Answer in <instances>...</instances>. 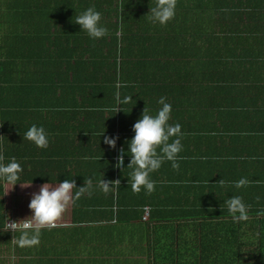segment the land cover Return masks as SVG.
<instances>
[{
	"label": "crops",
	"instance_id": "1",
	"mask_svg": "<svg viewBox=\"0 0 264 264\" xmlns=\"http://www.w3.org/2000/svg\"><path fill=\"white\" fill-rule=\"evenodd\" d=\"M255 1L259 3L254 10H258V16L239 20L240 32L230 36L231 59L226 60L200 43L202 35L195 36L194 29L185 30L182 25L176 28L175 21L164 26L153 24L148 10L155 0H142L141 5L138 0H127L125 20L105 21L112 24L107 26L104 44L100 42L102 67L92 66V39L75 35L78 46L72 47V53H64L66 58L73 56L71 61L77 66L71 69L59 65L54 71L39 74L46 84L47 76L55 72L57 91L54 98H42L40 104L46 106L40 126L55 130L56 139L46 149L40 148L38 174L30 145L22 143L12 126L11 144L15 143V151L20 153L17 160L23 177L30 174L48 180L19 179L12 186L3 182V188L8 185L16 191L24 187L26 206L31 191L64 179L73 180L76 187L90 179L92 195L85 193L74 202L70 200L60 223L40 229L36 246L21 247L17 243L25 230L31 234L30 227L13 230L17 240L12 234L0 235V264H196L204 236L214 233L222 236V242L216 249L218 254L212 251L205 264H242L239 252L248 258L246 250L249 258L245 261L257 264L258 241H263L264 247V214H258L264 213V117L260 113L264 110H254L244 121L240 116H226L224 99L215 100L227 83L241 78L249 84L247 101L256 100L257 104H251L264 108V0H248L247 12L256 6ZM221 2L226 8L228 1ZM22 22L23 17L16 19L17 35L28 29ZM1 33L6 35V30L1 29ZM218 42L225 44L227 57L225 40L220 38ZM257 63L261 67L255 72ZM20 74L16 73L22 82ZM30 78L35 80L34 75ZM160 96L172 105L169 124L179 123L184 134L180 166L173 170L170 162L164 161L150 174L156 190L151 194L133 193L127 140L143 109L155 115ZM126 97H130L127 102ZM19 119L22 129L29 119ZM104 135L117 137L115 147L121 144L125 150L123 167L117 173L115 147L103 142ZM241 177L249 183L237 189L232 182ZM101 179L119 180L120 184L105 194L98 187ZM233 196H240L248 206L246 221L234 222L229 214L226 201ZM26 208L28 217L12 207L9 211L34 225L29 217L31 210ZM91 225L92 260L66 258L64 235L68 229ZM241 233L243 238H238ZM49 241L55 242V250ZM79 246L76 244V251Z\"/></svg>",
	"mask_w": 264,
	"mask_h": 264
},
{
	"label": "trees",
	"instance_id": "2",
	"mask_svg": "<svg viewBox=\"0 0 264 264\" xmlns=\"http://www.w3.org/2000/svg\"><path fill=\"white\" fill-rule=\"evenodd\" d=\"M227 1L225 2L227 7L224 8L221 0H177L176 14L171 21H175L176 28L182 25L186 28L185 30L194 29L195 36L200 37L202 35L200 43H205V46L219 55L220 58L231 59L229 38L233 33L240 32L238 27L239 20H242V17L256 18L258 16V10L257 12H254V10L257 9L259 3L255 1L256 6L250 7V12H247L248 0ZM138 4L141 5L142 0H138ZM92 6L101 12V22L106 28L112 23L108 24L105 21L111 19L125 20L127 0H119L117 2L116 0H0V32L1 29L6 30V35H2V33L0 35V157H2L0 162L7 163L11 158L17 160L20 156V153L15 151L17 149L15 143L11 144L14 140L13 126L21 137L22 143L30 145L29 148L34 153V162L36 164L35 173H39L42 150L40 152V148L23 139V133L32 124L40 126V115L43 108L46 107L45 105L40 106L42 98L47 99V96H53L54 98L57 91L55 72L47 76L50 78H48L46 84L43 81L44 77L39 74L54 71L59 65L71 69L77 66L71 61L73 56L66 58L64 52L72 53V47L78 46L79 41L75 40V35L87 36L79 29V25L74 20L85 9ZM121 9L122 11H120ZM19 17H23L24 22L22 23H26L28 29L17 35L14 27L16 26V19ZM201 18L202 21H200ZM112 29L116 31L117 28L113 27ZM220 38L225 40L228 47L227 57L225 44L218 42ZM103 40L104 38L92 40L94 59L92 66L94 68L105 65L103 60L98 57L101 52V44H104ZM100 42L102 43L100 44ZM80 45L83 46L82 51L84 52V43ZM81 65L86 66L84 61H82ZM260 67L261 63H257L255 72H258ZM20 72V76L24 78L22 82L19 80V75H16V73ZM32 75H34L35 80L30 78ZM17 83L21 84V86L16 87L15 84ZM226 85L224 92L220 91L215 99L216 102L224 99L223 104L226 116H240L242 120L247 121L245 119L247 117L250 118L248 115H252L254 110H264V108L254 105V103L257 104L256 100L247 101L246 93L248 92L249 84L246 80L239 78L235 82L227 83ZM44 92L46 93L45 95H43ZM252 101L254 102L253 104H251ZM210 106L208 105L209 110L212 111ZM260 113L264 117V111ZM21 117L29 119L22 129L20 127L21 120L19 119ZM46 132L49 134V143L56 139L55 130L47 129ZM20 174L22 177L19 176V179L23 181L48 180L47 178L30 174L28 176L30 178L23 177V171ZM3 182L6 181L0 179V230L4 227L3 231H0V235L7 234L9 237L12 234L17 240L18 234L13 230L29 227L16 224L12 228L7 226V222L5 224L6 220L4 221L5 218L2 212L4 208ZM112 205L113 202L110 200L109 209ZM89 213L92 214V212ZM90 221H92V217ZM67 232L64 235L65 257L92 260V225L73 226ZM243 236L244 234L241 233L238 238H243ZM221 237L215 233L210 236H204L206 239H204L205 242L197 253L196 264H205L204 261H206L212 251L214 254H218L216 249L222 242ZM246 239L249 238L247 237ZM245 242H248V240ZM258 242L259 247L257 251L255 250L257 255L256 262L257 264H264V251L262 249L264 247L261 246L263 241ZM48 243L50 247L53 246L51 241ZM76 244L80 245L77 251ZM246 252L249 258V252L247 250ZM239 254L242 255L243 252H239ZM248 258L241 257V261L248 260ZM244 263L249 264L247 261Z\"/></svg>",
	"mask_w": 264,
	"mask_h": 264
},
{
	"label": "clouds",
	"instance_id": "3",
	"mask_svg": "<svg viewBox=\"0 0 264 264\" xmlns=\"http://www.w3.org/2000/svg\"><path fill=\"white\" fill-rule=\"evenodd\" d=\"M176 6L177 0H155L154 6L148 10V13H150L149 20L153 24L166 25L174 19ZM101 19V12L92 6L78 15L74 22L90 39L98 40L108 35V29L102 24ZM129 99L130 97H126L125 102ZM156 103L160 105V108L155 115H151L143 109L139 119L132 124L133 135L127 140L126 154L130 157L127 166L132 169L130 187L133 193L144 191L146 194H151L156 190L155 181L151 179L150 174L157 171L164 161L170 162L173 170H177L180 166L179 160L181 157L179 153L183 148L181 138L184 135L181 126L179 123L169 124L172 105L166 102V97L160 96ZM23 139L41 149H46L49 145V134L43 126L36 124H32L27 128L23 133ZM116 139L115 136H103V142L109 148L115 147ZM157 148H159V154ZM124 154L125 150L121 149V154L117 156L115 166L123 165ZM0 161H2V157H0ZM22 171L21 164L15 158H11L7 163L0 162V179L5 180L11 186L18 182ZM232 183L235 188L239 189L246 187L249 181L241 177ZM119 184V180L105 181L101 179L98 187L103 193L107 194L115 190ZM221 184H224V181L221 180ZM91 187L90 179L80 187H76L71 179L61 180L55 185L42 184L37 192L31 194L28 203L31 210L29 217L34 222L31 234L25 230L17 241L19 246L31 247L38 245L40 242V229L54 226L65 212L70 200L74 202L85 193L91 196ZM73 189L77 190L73 193ZM226 205L234 222L248 219V206L240 196H233L226 201ZM25 223H29V221L26 220Z\"/></svg>",
	"mask_w": 264,
	"mask_h": 264
},
{
	"label": "rangeland",
	"instance_id": "4",
	"mask_svg": "<svg viewBox=\"0 0 264 264\" xmlns=\"http://www.w3.org/2000/svg\"><path fill=\"white\" fill-rule=\"evenodd\" d=\"M5 194H4V200H5V210H6V219H7V225L8 226H12V225H19V224H22V219L21 218H18V217H14L12 216V214L10 213L9 209L12 207V210L14 209V211L18 212V213H21V216H25L27 214V217H28V213H29V210L26 208L28 206V203H27V206L25 205L26 204V200H25V191H24V187H19V188H16V191L12 188L11 186H8V185H5ZM35 190V189H33ZM19 194V195H17ZM35 191H31V193H34ZM29 200H30V197H29ZM19 206V208H17ZM26 206V207H25ZM29 208V207H28ZM62 218H60L59 220L56 221V223H60V220ZM26 221V220H25ZM32 222V221H31ZM30 221L29 223H26L25 226H28V227H32L33 225H30ZM32 224H34V222H32ZM15 227V226H12V228ZM52 244H54L53 241H51ZM244 254L241 255V257L243 258ZM242 264H245L243 261H242ZM249 264H253V263H249Z\"/></svg>",
	"mask_w": 264,
	"mask_h": 264
},
{
	"label": "built area",
	"instance_id": "5",
	"mask_svg": "<svg viewBox=\"0 0 264 264\" xmlns=\"http://www.w3.org/2000/svg\"><path fill=\"white\" fill-rule=\"evenodd\" d=\"M121 149H123V146L121 144H117L116 147H115V154H114V170H115V173H117L123 167V165H121L119 167L115 166V162H116L117 156L119 154H121ZM21 225L24 226V227H27V226H25L26 225L25 221H22ZM12 226H16V225L14 224ZM12 226H8V227H12Z\"/></svg>",
	"mask_w": 264,
	"mask_h": 264
}]
</instances>
